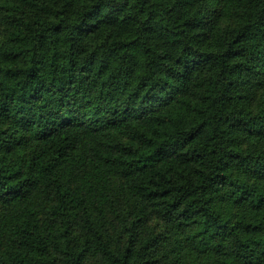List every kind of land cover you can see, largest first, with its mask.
I'll use <instances>...</instances> for the list:
<instances>
[{
  "label": "trees",
  "instance_id": "16d2710c",
  "mask_svg": "<svg viewBox=\"0 0 264 264\" xmlns=\"http://www.w3.org/2000/svg\"><path fill=\"white\" fill-rule=\"evenodd\" d=\"M0 264H264V0H0Z\"/></svg>",
  "mask_w": 264,
  "mask_h": 264
}]
</instances>
